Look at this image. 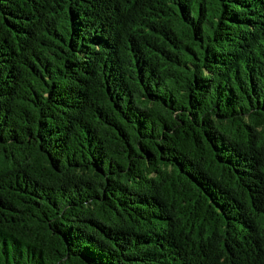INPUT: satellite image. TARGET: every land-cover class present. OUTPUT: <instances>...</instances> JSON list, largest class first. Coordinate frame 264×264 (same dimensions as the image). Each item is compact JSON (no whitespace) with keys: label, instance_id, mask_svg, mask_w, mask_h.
I'll list each match as a JSON object with an SVG mask.
<instances>
[{"label":"trees","instance_id":"16d2710c","mask_svg":"<svg viewBox=\"0 0 264 264\" xmlns=\"http://www.w3.org/2000/svg\"><path fill=\"white\" fill-rule=\"evenodd\" d=\"M0 264H264V0H0Z\"/></svg>","mask_w":264,"mask_h":264}]
</instances>
